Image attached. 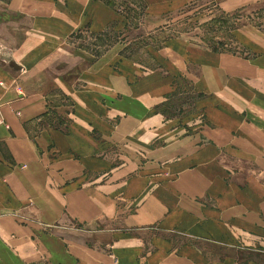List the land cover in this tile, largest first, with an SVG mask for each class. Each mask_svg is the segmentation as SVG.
I'll use <instances>...</instances> for the list:
<instances>
[{
    "label": "crops",
    "instance_id": "1",
    "mask_svg": "<svg viewBox=\"0 0 264 264\" xmlns=\"http://www.w3.org/2000/svg\"><path fill=\"white\" fill-rule=\"evenodd\" d=\"M143 1L142 20L155 3ZM55 4L40 18L48 26L26 35L17 54L38 51L29 45L35 38L50 50L56 36L101 32L125 17L107 0ZM257 41L261 50L247 47L255 51L248 57L194 50L167 35L142 45L137 59L128 36L114 60L83 57L90 69L78 72L81 87L61 73L44 85L17 54V70L0 65L10 125L0 126V264H264V39ZM181 77L200 94L198 116L170 120L155 107ZM18 78L21 116L12 110ZM52 98L70 121L40 123Z\"/></svg>",
    "mask_w": 264,
    "mask_h": 264
},
{
    "label": "rangeland",
    "instance_id": "2",
    "mask_svg": "<svg viewBox=\"0 0 264 264\" xmlns=\"http://www.w3.org/2000/svg\"><path fill=\"white\" fill-rule=\"evenodd\" d=\"M55 1L15 0L12 5H8L9 0H0V65L17 70V67L20 66H16V63H33L27 76L35 74L38 80H44V85L49 77L61 73L65 74V77H68L72 82H77V87H81L85 81L78 80L81 76L78 75V72L88 66V63H82L83 57L89 54L98 60L107 54L105 59H111L113 56L112 60H114L121 55L120 50L124 48L121 41H124L128 36L133 40L129 43L130 52H132L130 56L137 59H139L138 56H142L139 53L143 51L142 45L152 42L159 45L167 35L183 39L191 47H194V50L239 53V55L248 57L255 53V51H249L248 48L256 47L261 50L257 40L259 37L264 39V0H155L151 8L148 7L147 16L143 20L142 16L147 9L143 0H107L114 4L121 16L130 20V24L124 17L125 19L122 18L121 23H116L117 27L110 26L101 32H94L88 27L76 29L71 34L56 36L55 45L50 46V50L40 51L41 42L35 38L29 42V45H38L36 48L38 51L25 46L17 54L16 49L21 46L26 35L29 36L34 31L40 34V31L48 26L40 18L44 15L47 19L49 14L54 13ZM83 1L86 0H81V2L72 0L76 9L81 7ZM47 3L49 5H46ZM71 15L76 16L77 14L71 13ZM36 18H39L37 22ZM125 25L129 26L125 27ZM135 31L137 34H134V37L143 35L144 38H132L131 35L133 32L136 33ZM122 33L127 36L122 38ZM46 41L45 39L43 42ZM108 46H114L112 52L106 51ZM16 54L22 62L18 60ZM31 58L33 62H29ZM39 62L42 65L36 67ZM80 64H83L81 68L78 67ZM44 67L45 71H42L41 69ZM87 68L90 69V65ZM136 76V70H131L130 78H136ZM22 78L24 79L25 76ZM136 79H132V82ZM16 81L18 85L14 84L13 87L18 96L12 99V104L15 100L23 97L22 92L26 93L25 86L21 84L19 78ZM177 83L175 90L155 108L170 120L181 119L185 115L198 116L195 114L194 103L200 94L194 92V85L187 77H181ZM100 87L106 89L105 86ZM49 88L51 94L60 99L58 101L61 105H68L62 92L58 93L60 89L58 86L51 85ZM100 93L104 100L107 93L104 90ZM5 98H7L6 92L0 93V126L10 128L3 113ZM57 99L52 98L51 111L40 123L46 121L50 125H60V116L65 118V122L68 119L70 121L71 117L67 115L68 108L62 106L58 110ZM12 110L21 116V110L14 107V104Z\"/></svg>",
    "mask_w": 264,
    "mask_h": 264
},
{
    "label": "trees",
    "instance_id": "3",
    "mask_svg": "<svg viewBox=\"0 0 264 264\" xmlns=\"http://www.w3.org/2000/svg\"><path fill=\"white\" fill-rule=\"evenodd\" d=\"M108 3H110L112 6H114V4H112L110 1H108ZM146 6V5H145ZM115 7V6H114ZM144 14V13H143Z\"/></svg>",
    "mask_w": 264,
    "mask_h": 264
}]
</instances>
